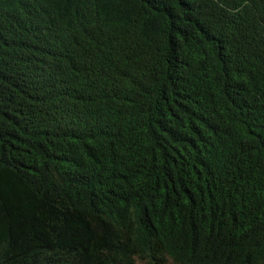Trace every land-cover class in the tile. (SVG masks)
Here are the masks:
<instances>
[{
  "label": "trees",
  "instance_id": "16d2710c",
  "mask_svg": "<svg viewBox=\"0 0 264 264\" xmlns=\"http://www.w3.org/2000/svg\"><path fill=\"white\" fill-rule=\"evenodd\" d=\"M0 264H264V0H0Z\"/></svg>",
  "mask_w": 264,
  "mask_h": 264
}]
</instances>
